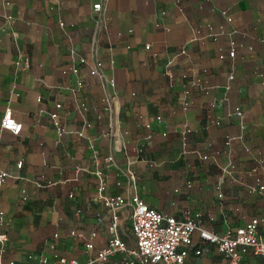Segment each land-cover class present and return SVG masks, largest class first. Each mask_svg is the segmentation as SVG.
<instances>
[{
    "label": "crops",
    "instance_id": "obj_1",
    "mask_svg": "<svg viewBox=\"0 0 264 264\" xmlns=\"http://www.w3.org/2000/svg\"><path fill=\"white\" fill-rule=\"evenodd\" d=\"M230 39L237 43L234 58L226 55ZM95 61L102 70L92 76ZM77 78L82 113L72 95ZM192 81L197 85L185 95ZM237 106L245 129L233 143V181L222 171L227 156L220 150L228 135H240ZM7 107L22 127L14 134L0 126V169L7 173L0 183L3 264H38L53 253L83 263V243L67 236L71 230L97 229L95 246L105 245L108 218L98 226L105 210L95 199L96 170L106 176L108 193L136 194L177 219L188 209L216 234L264 217V191L247 188L256 160H264V0H0V123ZM55 111L61 137L50 118ZM51 180L56 184L48 186ZM119 218L129 222L128 210ZM119 233L132 243L120 225ZM201 248L184 264L221 258L213 245Z\"/></svg>",
    "mask_w": 264,
    "mask_h": 264
},
{
    "label": "built area",
    "instance_id": "obj_2",
    "mask_svg": "<svg viewBox=\"0 0 264 264\" xmlns=\"http://www.w3.org/2000/svg\"><path fill=\"white\" fill-rule=\"evenodd\" d=\"M96 12L102 11V5L96 3L93 5ZM227 22H231L232 18L227 15L225 11L221 12ZM210 38L215 40L217 34L214 33L211 25L207 26ZM149 46L146 45V48ZM237 43L235 40L230 39L228 51L226 55L229 58H234L236 55ZM224 54H220L219 58L223 59ZM85 58L79 59V64L85 63ZM110 66H113V59L109 61ZM102 70V62L95 61L93 67L90 69L89 74L92 76L100 75ZM70 72L77 75L79 73L78 65H72ZM65 74L66 71H63ZM234 78L231 71L227 75L228 80ZM114 81L106 82V87L109 91L114 88ZM197 85L192 81L188 84L184 94L187 95L189 90ZM83 86L82 79L77 78L75 88L72 89V95L75 99L77 109L80 113L87 110L84 102L78 101L77 96ZM228 88V87H227ZM110 92V91H109ZM109 94L107 93L106 110L111 109L109 103ZM40 101V99H38ZM183 108L187 107V102L183 101ZM60 103L55 104V109H60ZM233 114L237 117L240 127V135L227 136L223 148L220 150L227 156V162L222 168V171L229 176L233 181H237L232 171L235 165L231 160L233 143L241 140L242 132L245 129L243 121V111L237 106L233 109ZM50 118L53 122L55 131L58 137L64 133L63 128L60 126L58 113L51 112ZM160 120V117H157ZM216 125L220 124L219 119L215 120ZM83 125L85 128L90 127L91 123L84 117ZM1 128L8 129L14 134H19L21 130V123H18L13 115L12 109L7 107L4 111L0 123ZM149 127V125H147ZM79 136H85L83 131L78 132ZM89 145L93 150L95 163L98 164V154L95 149L93 140L86 137ZM246 151H249L245 146ZM217 151L216 154L220 153ZM216 155L202 156L203 159H209ZM112 158H109L111 160ZM256 167L252 168L250 172L255 175L254 184L248 185V191L251 193L264 191V160L258 158ZM21 165V162L18 163ZM79 170H77L78 172ZM96 177L98 179L97 190L95 199L99 201L105 210L102 215L98 217V226L105 224V232L107 233V240L103 247L98 248L95 246V239L98 236L97 229L90 231L88 234L71 230L68 237L75 238L83 243L84 262L82 263L76 257H67L58 253H53L52 258L47 256H40L37 260L38 264H184L190 252L193 251L194 255L201 254V245L207 243L213 245L220 257L214 264H247V257L264 258V217H252L244 225L235 228H228L222 234H216L208 231L200 226L197 220L198 214H192L190 210L183 211V217L177 219L176 217L162 213L159 210L148 206L138 195L132 194L128 198L122 194H111L107 192L108 183L107 178L102 171L96 170ZM7 173L0 169V183L4 181ZM55 181H48V186L55 185ZM120 183H117L119 185ZM190 186V183L187 185ZM123 209L128 210L129 219V233L128 236L132 239V243L124 240L119 233L120 218L119 212ZM3 212L0 211V217ZM194 233H197L199 240L194 241ZM55 239H60L59 233H54ZM6 240L5 234H0V241ZM52 248H54L52 246ZM2 249H0V252ZM32 258L31 255L28 256ZM0 264H3L0 262ZM5 264H14V261H9Z\"/></svg>",
    "mask_w": 264,
    "mask_h": 264
},
{
    "label": "rangeland",
    "instance_id": "obj_3",
    "mask_svg": "<svg viewBox=\"0 0 264 264\" xmlns=\"http://www.w3.org/2000/svg\"><path fill=\"white\" fill-rule=\"evenodd\" d=\"M120 228H121V231L124 232L125 235H127V233H129V222L127 223L121 222ZM207 262H210V260L208 259L206 263ZM248 264H264V258L253 257V259L250 260V263Z\"/></svg>",
    "mask_w": 264,
    "mask_h": 264
},
{
    "label": "bare ground",
    "instance_id": "obj_4",
    "mask_svg": "<svg viewBox=\"0 0 264 264\" xmlns=\"http://www.w3.org/2000/svg\"><path fill=\"white\" fill-rule=\"evenodd\" d=\"M115 108H116V106H115ZM116 111H117V108H116L115 112ZM114 134H115V138H116V144L118 145L117 147L119 148L121 146V140H120V134L118 132L116 124H115V132H114Z\"/></svg>",
    "mask_w": 264,
    "mask_h": 264
}]
</instances>
